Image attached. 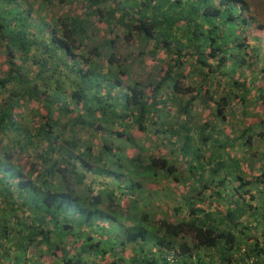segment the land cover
Returning <instances> with one entry per match:
<instances>
[{
  "label": "trees",
  "instance_id": "1",
  "mask_svg": "<svg viewBox=\"0 0 264 264\" xmlns=\"http://www.w3.org/2000/svg\"><path fill=\"white\" fill-rule=\"evenodd\" d=\"M251 24L245 0H0V264H264Z\"/></svg>",
  "mask_w": 264,
  "mask_h": 264
},
{
  "label": "rangeland",
  "instance_id": "2",
  "mask_svg": "<svg viewBox=\"0 0 264 264\" xmlns=\"http://www.w3.org/2000/svg\"><path fill=\"white\" fill-rule=\"evenodd\" d=\"M248 11L252 14V24L249 28V33H252L249 35V37L246 39L247 43L250 45H253L255 47V50L264 48V31H258L256 30V27L262 25L264 26V0H245ZM62 5V4H61ZM58 3L55 2L53 4L52 10L58 15H66L68 14V5H64L63 7ZM259 51V50H258ZM124 52H128V50L124 49ZM134 70H138L135 67V64L132 65ZM112 228L109 227L107 231H110Z\"/></svg>",
  "mask_w": 264,
  "mask_h": 264
},
{
  "label": "built area",
  "instance_id": "3",
  "mask_svg": "<svg viewBox=\"0 0 264 264\" xmlns=\"http://www.w3.org/2000/svg\"><path fill=\"white\" fill-rule=\"evenodd\" d=\"M164 261H165V264H174V263H173L172 252H169V253H167V254L164 256Z\"/></svg>",
  "mask_w": 264,
  "mask_h": 264
}]
</instances>
